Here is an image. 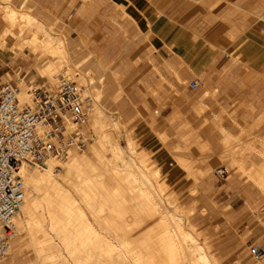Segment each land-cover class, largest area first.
Returning a JSON list of instances; mask_svg holds the SVG:
<instances>
[{
	"label": "rangeland",
	"instance_id": "rangeland-1",
	"mask_svg": "<svg viewBox=\"0 0 264 264\" xmlns=\"http://www.w3.org/2000/svg\"><path fill=\"white\" fill-rule=\"evenodd\" d=\"M21 1L22 0H12L10 3H7L5 0H0V9L3 10L4 7L6 8L7 6V8L10 7L12 9L16 7L14 10H19L18 7L20 6ZM26 1V9L30 8V10L28 9V11H31V14H33L37 18H45V20L49 24H52L57 19L59 20L54 31L56 33L60 31L63 34L68 45L74 46L78 43L76 41V35L71 31V29L76 28L77 20L76 24L70 29L69 25L71 24L69 21H66V15L68 17L71 12L73 13V15H75L76 11L80 10V6L84 5L82 2L78 0H43V5L46 8H53V6L57 3V12H63L64 15L66 14L63 17V20H60L54 13L49 14L48 12H45L44 8L42 6L40 7L35 0ZM112 1L121 3V0ZM210 1L213 0H202L200 2H196L194 8L203 7ZM192 2V0H174L172 3L170 1V13L163 14V16L167 18L166 20L171 22L173 28L175 29L176 34L173 39L177 40L179 37L180 42V36H182V33L185 32L191 33L193 35V40L197 39L195 38V35H197L198 33L193 30L192 23L186 21V13L191 9L192 4L194 3ZM148 4L150 3L148 2ZM106 5V7L108 8V4ZM7 8L3 11L7 10ZM124 11L127 13V15H124V13H122L123 18L128 19L131 22V19L133 20V18H131L130 16L133 14L131 13L130 9L124 6ZM171 18L179 19L171 20ZM83 21V18L80 19V22ZM100 22L104 25L107 24L110 27L112 26V24H110L107 20L100 19ZM164 22L165 21H163L162 24H164ZM90 24L97 25V23L94 21H92ZM77 32L81 35L79 37V40L81 41L80 38H84L83 32ZM150 32V37L146 36L141 30H138L137 35L132 31H127L126 34H122L121 32L116 33V43L111 45L107 54L108 59L110 60V62H112V64H101L105 69L107 68V71L104 72L105 74L102 76V85L98 84L97 81V78L101 75L100 72H97L92 67H88V64H82V66L76 67V65H78L77 62L81 59L80 57H82V55H85L86 53L83 45L77 48L76 52H78V54H72L71 56V65L72 67H74L73 75L76 74L78 78H82L85 80L88 79L90 80V82L94 80V84L90 85V90H87L86 88H83V85H80V87L83 89L84 94L86 96L88 95L87 97L90 98L91 103L92 101H95L91 98V94H95L93 88H101L102 94L98 101L105 110L102 116L105 119H108L107 125L102 126L100 130V132H103V135L106 136L103 148H115V150L119 154L117 159L112 158V160H114L113 168L119 171V177H117V179H114L112 174L108 172V170L112 169V167L106 166L101 168V165L98 164V161L95 159L94 154L88 152L90 160L95 164L98 173L102 174L103 187L98 189L99 192L102 193V196L97 198L96 202L103 203L107 208L112 209H122L127 207L131 208L132 203L134 202H146L145 199L134 200L129 197L128 191L123 189L124 183L121 180L126 177L125 172L120 171L124 168L126 170L135 171L138 179H141V177L152 178V174H149L146 171V168L138 163L137 159H133L134 154L132 156V153L127 147L128 141L134 138L138 142L137 149H145L149 153L150 159L155 162L150 170L155 171L161 168L167 171L166 174L162 172L165 180L163 185L168 186L167 193L169 195L166 198H162V196L159 195L157 186L155 183H153V181L143 184V187H145L147 191L152 196H154L151 201L154 202L156 206L163 208L164 211H171L170 214L174 215L178 225L181 226L182 231L188 230L189 234L193 235L194 240L191 241H194L196 244L200 245L201 248L206 252L208 257L210 256V254L212 255L210 257H217L216 259L218 260L219 264H239L241 258L245 257L246 255L249 256V247L253 245L245 244L247 236L241 234L242 232H244V215H248L250 216L251 220L253 219L255 221H260L261 223L263 222L264 218V206L262 205V199L264 198V195L258 188L259 186L257 180H253V178L260 179L261 176H264V145L256 137L257 134L264 135V115H261L262 117L260 116L262 118V121H260V117L258 118L259 122H261V124L259 125L261 126H255L258 120H256L257 113H254V115L250 117V122L252 123L256 120V122H254L255 124L252 123L249 127L245 128L253 129H251L249 136H254L255 134L256 138L251 136L250 138L253 139L251 140L248 137V139L251 140L248 141L249 143H253V146L257 149H250L251 151H245V154L248 158L253 157L254 159H250L251 161L245 164V168L241 165V160H237L235 158V151H237L240 146H244L245 148L249 149V147L245 144L237 143L233 140L235 142V148L233 149V151H229L223 158L221 156L222 149L220 147L214 148L211 152L206 150L205 144L203 142L195 141L197 135L196 133L192 132V128L188 126L187 120L191 123L195 122V119H197L198 115L194 110L196 103L192 102L188 104L184 102L188 101L192 97H195L196 95L203 94L205 81L201 76L196 79V82L198 84L196 90L192 91L189 88L190 82L184 80L181 82V84H179V87L185 90L184 93H174L172 96V100L168 99L160 102L158 101L153 105L152 113H146V116L139 112L140 118L134 120L136 125L133 129H129L127 127L123 128L121 126L120 128L112 127L111 123L109 124V121L113 120L115 115H118L120 117L122 123H127L130 119H133L136 116L138 109L140 111L142 110L138 102V96L133 93V86L135 84V86L137 85L138 87H140L141 82L143 81V77H146V74H138V77H140V79H136L135 81L131 80V78H133L134 76L132 74L126 75V72L123 71L122 64L119 63V59L123 58V60H125L131 57L133 54L132 45H139L142 41H144L145 53L147 55L153 54L154 56H157L159 60H161V58H164L163 54L155 50V47L151 42L156 34L159 35V31L155 29L150 30ZM132 36L133 38L134 36H136V39L131 43V41L133 40ZM215 46L216 47H214V49L217 50L218 55L215 56L209 64V71H212L217 66V71L219 72L225 64H232L233 66L242 65L243 69L246 70L250 68L247 62L242 60L239 55L234 54V51H232L231 49H223L219 45ZM24 54H26L27 57ZM228 54L230 58L226 57V55ZM91 57L92 59L101 60L100 55L94 53ZM46 61V57L38 59L37 56L30 54L29 51H25L24 53L18 55H13L7 49H5L4 51L0 50V84H2L3 82H10L17 86L18 81L22 79L24 81L25 87L27 88H25L26 91L30 87L40 86L48 81L44 77L38 76L36 69H42L46 65ZM137 62L138 60L136 61V63ZM128 65L134 66V63H128ZM247 67L249 68L247 69ZM164 82V80H160L159 78V87L161 84L166 83ZM20 83L21 81H19V84ZM257 87L258 84L253 85L254 90H257ZM119 93H121L119 97L116 96ZM212 95L214 96L213 92ZM207 103L210 105L208 108L210 112L205 114L206 118L208 119V123H211L218 117L223 118V120L219 121L218 130H215V133H213V135H209V138L212 140V142H215L216 140V143H214V145L217 143L220 144V139H222L223 137L222 133L219 132V130H221V126L229 129L232 133H236L238 131V128L236 125H234L233 122H231L230 116L221 110V106L215 103V99L208 98ZM143 113L145 114L144 111ZM151 114H157L156 116H158V119L155 122L151 121ZM168 114H170L168 117H164ZM182 115H184V118L182 117ZM169 117L173 118L169 121V119L167 120V118ZM177 120H182V123L180 122L181 129L186 128L187 131H190L191 135L188 139H190L191 141H186L182 146L187 148L189 147V150L191 152H189L188 149L180 151V149L178 148L179 146H177L173 150H168L169 156L171 158L170 162H165L164 165H161V162L157 160L156 156L153 154V150L151 149L150 145H154L155 141L164 146L167 140L171 138L172 134H174L176 125L173 126L172 124ZM201 121L202 119L200 118L198 120V123L196 124H199ZM252 125L253 127H251ZM161 132L166 134L167 136V138L163 141V144L157 138V134ZM82 134L86 135L88 141L85 143L84 147L79 148L80 151H84L85 148H97V140L100 137L99 132L94 133L90 128H87L86 132H83ZM149 138H151V140ZM203 140L211 144V140H208L207 137ZM197 148H199V150ZM196 153L205 157L201 159H195L194 156L196 155ZM104 156H106V154ZM172 157H174V159H181L183 157L187 158V163L189 166L188 170L190 172H195L196 178L199 177L201 179L197 182L194 177L192 178L187 177L184 174H176L173 170V165L171 164V162H173ZM104 159L105 162L106 160H108L105 157ZM252 162L254 164H252ZM30 167L33 169L36 167H39V169L45 168L43 165ZM139 168L146 172V176L140 174ZM220 169L225 170V173L221 176H217L214 172ZM55 174H60V170L57 169ZM132 186H136V184H132ZM247 190L251 193V195H253L254 200L258 202V210L261 211L258 212L257 210V212L253 214L245 207L248 211L245 210L241 215H237L236 211L239 210L242 205H245L244 199V202H242V199L240 198H244V192H247ZM112 194L113 197H109ZM157 195L158 197H160L158 198ZM228 195L229 198H227ZM226 199H229L228 207L222 205L221 202ZM104 217L108 219H122L126 216H117L107 213L104 214ZM134 217L135 219L142 218L139 215H136ZM151 218L155 219L156 215L151 216ZM122 223L123 222H120L119 224ZM188 227H194L196 230L191 231ZM138 234L139 231L134 232V235L137 236ZM10 248L12 251L11 255L5 256L4 258L0 259V264H36L34 257L31 255V252L28 251L29 249L27 236L23 231L16 233L15 236L10 240ZM138 251H140L142 255H150L156 253V251H158V248H147L141 250L138 249ZM54 256L55 258H59L60 253L56 252ZM146 256L148 257V255ZM117 264L127 263H125L124 261L121 262L120 260Z\"/></svg>",
	"mask_w": 264,
	"mask_h": 264
},
{
	"label": "bare ground",
	"instance_id": "bare-ground-1",
	"mask_svg": "<svg viewBox=\"0 0 264 264\" xmlns=\"http://www.w3.org/2000/svg\"><path fill=\"white\" fill-rule=\"evenodd\" d=\"M5 1L10 3L12 0ZM78 1L84 5L92 2V0ZM112 2L117 8L124 10L121 3ZM26 3V0H22L18 7L19 10H14L16 7L12 9L7 6L5 11H3L6 9L5 7L3 10L0 9V50L7 49L13 55L29 51L38 59L46 57V65L42 69H36L38 76L44 77L50 83L59 79L72 80L78 86L83 85V88L90 90V85L94 84V80L90 82L88 79L78 78L76 74L73 75L74 67L71 65L70 48L63 34L60 31L58 33L54 31L56 23L49 24L37 18L31 14V11H28L30 8L26 9ZM124 14L127 15L125 11ZM158 15L157 20L160 26L165 19ZM130 17L137 20L136 28L140 30L137 16L131 15ZM260 19L264 20V17L262 16ZM67 21L71 24L72 19L69 18ZM145 35L151 36L149 29ZM83 36L84 38H80L81 43L87 47V38L84 32ZM198 37L201 35H195V38ZM214 47L216 46L214 45ZM24 55L27 57L26 54ZM19 81H21L20 84ZM19 81L17 85L20 86L17 96L19 104L30 106L24 81L22 79ZM97 81L102 85L101 76L97 78ZM93 89L95 94H91V98L95 101H92V109L86 121L79 126V130L83 133L87 128H90L94 133L99 132L97 148H85L84 151H80L79 148L73 147L64 157L48 159L43 165L44 169H39V167L33 169L27 163L21 164L18 175L23 185L24 197L22 205L13 219L15 233L10 240L16 233L23 231L27 236L28 251L31 252L36 264H117L120 260L127 264H219L217 257H210L212 256L210 254L209 258L200 245L191 241L194 240L193 235L189 234L188 230L182 231L174 215L170 214L171 211H164L163 208L156 206L151 201L154 196L143 187V184L153 181L159 195L166 198L169 195L167 193L168 186L163 185L165 180L162 172L166 174L167 171L161 168L151 171L150 168L155 162L150 159L149 153L145 149H137L138 142L134 138L128 141L127 147L132 156L134 154L133 159H137L138 163L145 167L149 174H152V178L141 177L138 179L135 171L124 168L120 171H124L126 177L121 180L124 183L123 189L128 191L129 197L134 200L145 199L146 202H134L131 208L122 209L107 208L105 204L96 202V199L102 196L98 190L103 187L102 174L98 173L88 152L94 154L101 168L112 167L108 172L114 179L119 177V171L113 168L114 160L112 158L117 159L119 154L115 148H103L106 136L100 130L102 126L107 125L108 119L102 116L105 110L98 101L102 94L101 88ZM208 94L213 96L211 92ZM200 108L203 110L204 106L201 105ZM139 112L146 116L142 110ZM261 117L260 121H262ZM257 120L259 122V119ZM258 122L255 126H261L259 125L261 122ZM110 123L112 127L126 128L118 115H115L113 120L109 121ZM63 124L66 132L74 127L67 119L63 121ZM251 129L233 140L255 150L253 143H249L253 140L250 138L253 135L249 136ZM37 133L43 137L46 134V129L39 126ZM157 135L163 144L167 138L166 134L161 132ZM256 137L264 145V135L257 134ZM212 143H205L207 151H212L216 147ZM104 157L108 159L106 162ZM172 158L171 164L176 174L194 177L197 182L201 179L196 178V175L188 170L184 160ZM57 169L60 170V174H55ZM139 169L140 174L146 176V172ZM263 178L264 176H261L260 179L253 178V180H257L258 188L264 195ZM132 184H136V186H132ZM109 197H113V194ZM107 213L126 217L108 219L104 217V214ZM136 215L142 218L135 219ZM153 215H156L155 219L151 218ZM120 222L123 223L119 224ZM188 228L191 231L196 230L194 227ZM136 231H139L137 236L134 235ZM147 248H158V251L150 255L146 254L148 257L138 251V249ZM11 252L9 243V251L6 256L11 255ZM56 252L60 253L59 258H55Z\"/></svg>",
	"mask_w": 264,
	"mask_h": 264
},
{
	"label": "crops",
	"instance_id": "crops-1",
	"mask_svg": "<svg viewBox=\"0 0 264 264\" xmlns=\"http://www.w3.org/2000/svg\"><path fill=\"white\" fill-rule=\"evenodd\" d=\"M35 1L40 7L44 8L45 12L49 14L54 13L60 20H63V17L66 15L63 12H57V3L54 6L52 5L53 8H46L43 5V0ZM147 1H120L122 5L130 9L134 16H137L140 30L144 34H146L148 29H157L159 31V35L156 34L151 42L155 50L164 55V58H161V60L153 54L147 55L145 53L144 41H142L139 45H132L133 54L131 57L125 60L123 58L119 59V63L122 64L126 75L132 74L134 76L131 80L140 79L138 74H146L140 87L134 84L133 93L138 96V102L142 110L145 113H152L153 105L158 101L172 100L174 93L185 92L183 88L179 87L182 81L187 80L191 83L201 76L205 81L203 94L196 95L184 102L188 104L195 102L196 106L194 110L199 117L197 116L195 122H191L192 125L187 120V124L192 128V132L197 135L195 141L205 144L204 138L207 137L208 140H211L209 135H213L215 130H218L219 121L223 120V118L218 117L216 120L208 123V119L205 116L206 113L210 112L208 110L210 105L207 103V99H215V103L221 106V110L230 116L231 122L238 128L236 133H232L229 129L220 127L221 130L219 132L222 133L223 137L220 139L221 143L215 145L222 149L221 156L224 158L229 151H233L235 148L233 138L242 136L243 132L249 130L245 128L254 123L261 115H264V20L260 19V17H264V0H213L205 6L197 8H194L196 2L202 0H192L194 3L192 2L191 9L186 13V21L192 23L193 30L201 35V37L193 40L192 34L185 32L180 36L181 42L179 41V37L177 40L173 39L176 34L175 29L171 22L163 16L164 13H170L169 2L171 1L172 3L174 0ZM106 4H108V8ZM122 13H124V10L117 8L112 0H92L91 3L80 6V10H77L75 15L72 12L69 14L68 17L72 19L71 25H69L70 29L76 24L77 20L76 28L71 29V31L76 35L78 43L74 46L68 45L71 56L72 54H78L76 52L77 48L83 45L79 40L77 31L84 32L87 38V47L83 45L86 53L80 57L81 59L77 62L78 65L76 67L88 64V67H92L97 72H100L101 77L105 74L104 72L107 69L105 70L101 64H112L107 54L111 45L116 43V33L121 32L122 34H126L127 31H132L134 34H138V29L136 28L137 20L133 18L130 22L128 19L123 18ZM157 14L162 19H165L164 24L160 26L158 25ZM68 17L66 15V19ZM82 18L84 21L80 22ZM100 19L107 20L112 26L102 24ZM177 19L179 18H171V20ZM42 20L47 23L45 18ZM58 21L57 19L53 23L57 24ZM92 21L96 22L97 25H91ZM135 37L133 38L132 36L133 40L131 43L136 39ZM214 45H219L223 49L233 50L234 54L239 55L252 69L249 67L250 70L248 68V70L243 69L242 65L233 66L232 64H225L219 72L217 71V66L212 71H209V64L218 55L217 50L214 49ZM92 52L100 55L101 60L92 59ZM226 57L230 58L228 55ZM137 60L138 62L136 63ZM128 63H134V66H129ZM159 78L166 82H164L165 84H161L160 87L158 85ZM254 84H258L257 90L253 89ZM210 92H213L214 96H209L208 93ZM120 94L116 96L119 97ZM201 105L204 106L203 110H200ZM139 111L138 109L133 119L124 123L127 128H134L136 125L134 120L140 118ZM254 113H257L256 120L251 123L250 117ZM156 115L151 116V121L155 122L158 119ZM169 115L164 117H168ZM182 117L184 118V115ZM172 118L169 117L167 120L169 119L170 121ZM200 118L202 121L196 124ZM180 122L182 123V120H177L172 124L173 126L176 125L175 132L164 146L155 141L154 145H150L153 154L161 162V165H164L165 162H170L171 158L168 150H173L177 146H179L180 151L189 150V147L187 148L182 145L186 141H191L188 139L191 134L186 128H180ZM151 138L149 139L151 140ZM213 143H216V140ZM197 149L199 150V148ZM246 150L250 149L240 146L235 151V158L241 160V165L244 168L246 163L254 160L253 157L248 158L246 156ZM189 152L191 151L189 150ZM198 153L194 156L195 159L205 157ZM181 159L184 160L188 168V159L184 157ZM252 164L254 163L252 162ZM193 174L196 175L195 172ZM227 198H229V195ZM240 199H242V202L245 201V205H242L236 211L237 215H241L246 208L253 214L257 212L259 204L248 190L244 192V198ZM228 200L221 201L222 205L228 207ZM262 205L264 206V198L262 199ZM260 211L258 210V212ZM243 218H245V224L243 225L244 232L241 234L247 236L245 244L259 246L263 251V256L260 261H256L250 255H246L241 258L239 264H264V218L262 223L253 219L251 220L248 215H244Z\"/></svg>",
	"mask_w": 264,
	"mask_h": 264
},
{
	"label": "built area",
	"instance_id": "built-area-1",
	"mask_svg": "<svg viewBox=\"0 0 264 264\" xmlns=\"http://www.w3.org/2000/svg\"><path fill=\"white\" fill-rule=\"evenodd\" d=\"M196 81L189 84L194 91ZM18 87L10 82L0 84V259L9 251L15 233L13 219L23 201V185L18 175L22 163L41 166L50 158L64 157L73 147H84L88 141L79 126L91 111V100L72 80L59 79L27 90L30 106H21ZM74 126L65 131L63 121ZM46 134L41 137L37 128ZM217 176L225 173L220 169ZM249 255L260 261L263 251L257 245L249 247Z\"/></svg>",
	"mask_w": 264,
	"mask_h": 264
}]
</instances>
